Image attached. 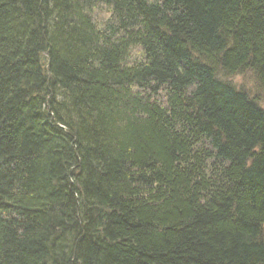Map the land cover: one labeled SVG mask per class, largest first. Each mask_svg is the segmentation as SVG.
<instances>
[{"label": "trees", "instance_id": "16d2710c", "mask_svg": "<svg viewBox=\"0 0 264 264\" xmlns=\"http://www.w3.org/2000/svg\"><path fill=\"white\" fill-rule=\"evenodd\" d=\"M247 68L264 0H0V264H264Z\"/></svg>", "mask_w": 264, "mask_h": 264}, {"label": "rangeland", "instance_id": "374dc122", "mask_svg": "<svg viewBox=\"0 0 264 264\" xmlns=\"http://www.w3.org/2000/svg\"><path fill=\"white\" fill-rule=\"evenodd\" d=\"M223 79L233 84L237 89L247 90L264 107V90L259 85L258 78L252 69L247 68L241 73L226 76Z\"/></svg>", "mask_w": 264, "mask_h": 264}, {"label": "bare ground", "instance_id": "6f19581e", "mask_svg": "<svg viewBox=\"0 0 264 264\" xmlns=\"http://www.w3.org/2000/svg\"><path fill=\"white\" fill-rule=\"evenodd\" d=\"M258 83H259V81H258ZM243 91H245L249 96H251V95L247 92V90L244 89ZM261 106H262V105H261Z\"/></svg>", "mask_w": 264, "mask_h": 264}]
</instances>
